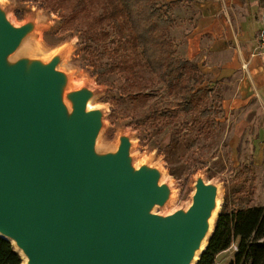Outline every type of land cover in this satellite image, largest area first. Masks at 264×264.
I'll return each mask as SVG.
<instances>
[{
  "label": "water",
  "instance_id": "1",
  "mask_svg": "<svg viewBox=\"0 0 264 264\" xmlns=\"http://www.w3.org/2000/svg\"><path fill=\"white\" fill-rule=\"evenodd\" d=\"M26 26L0 12V236L29 264H189L216 187L199 179L185 212L150 213L167 185L130 168L125 142L114 155L94 153L101 112L86 111L90 93L77 91L66 115L58 58L31 59L28 77L30 59L8 64Z\"/></svg>",
  "mask_w": 264,
  "mask_h": 264
},
{
  "label": "rangeland",
  "instance_id": "2",
  "mask_svg": "<svg viewBox=\"0 0 264 264\" xmlns=\"http://www.w3.org/2000/svg\"><path fill=\"white\" fill-rule=\"evenodd\" d=\"M74 2H63L66 10L63 13V10L55 12L45 8L43 0H4L2 5L12 20L18 23L30 20L35 25V30L19 42L8 64L24 59L48 61L60 53L55 67L67 74L68 89L72 90L66 93L70 97L65 99L71 102V95L77 91H88L103 115V128L93 142L94 153L114 155L125 142L126 157H140V164L158 172L165 185L170 184L167 187L173 190V198L170 199L171 192L168 193L164 202L150 208V213L166 217L178 211L185 212L192 204L199 179L216 187L220 195L218 214L223 205L228 208L264 205V129L261 122L256 120L254 125L236 130L237 114L232 111L231 118L226 117L221 105L225 95L223 89L227 88L221 83L208 84L212 94L207 106L221 107L220 126L213 132H200V125L192 119V113L182 111L179 97L168 92L166 85L140 64H133L132 69L117 64L109 73H98L88 61L91 51L106 46L112 58L119 52L127 54L129 48H113L114 33L98 20L96 30L102 27L107 31L96 36L103 42H96L98 47L94 49L84 47V36L91 34L84 31L85 23L93 20L92 16L100 8L98 0L85 2L88 11L79 10L72 19L75 26L66 27L62 23L66 15L72 16ZM169 32L179 55L176 43L179 32L174 26ZM105 60L100 61V65ZM133 69L135 76H128V70ZM203 249L190 264L197 262ZM234 251L235 244H232L217 256L214 264H226ZM22 264H26L23 258Z\"/></svg>",
  "mask_w": 264,
  "mask_h": 264
},
{
  "label": "trees",
  "instance_id": "3",
  "mask_svg": "<svg viewBox=\"0 0 264 264\" xmlns=\"http://www.w3.org/2000/svg\"><path fill=\"white\" fill-rule=\"evenodd\" d=\"M67 1L43 0V3L50 11L63 10L65 13L62 3ZM89 1L75 0L72 16L66 15L62 24L74 27L73 17L79 10L86 11L84 3ZM98 6L100 11L92 16L93 20L85 23L84 31L91 34L84 36V47L94 49L98 47L96 42H103L97 40L96 36L107 31L102 27L96 30L95 22L98 20L114 33L113 48H129V51L121 54L117 50L119 53L112 58L106 46L91 51L88 61L96 71L109 73L117 64L126 69L140 64L156 75L166 85L168 92L179 97L182 111L192 113V119L200 125V132L217 129L220 126L218 114L222 109L216 104L207 106L212 87L208 85L205 75L196 63L176 53L169 32L174 26V20L169 15L170 4L162 0H98ZM105 58L103 65H100L99 62ZM127 74L135 76V70H128ZM232 244H235V251L227 264H264V205L241 208L223 205L208 243L195 264H214L217 256ZM0 264H22V258L11 241L1 236Z\"/></svg>",
  "mask_w": 264,
  "mask_h": 264
},
{
  "label": "crops",
  "instance_id": "4",
  "mask_svg": "<svg viewBox=\"0 0 264 264\" xmlns=\"http://www.w3.org/2000/svg\"><path fill=\"white\" fill-rule=\"evenodd\" d=\"M164 2L171 3L179 55L196 63L208 84L227 88L221 105L226 117L237 114L236 130L256 120L264 129V54L255 51L264 0Z\"/></svg>",
  "mask_w": 264,
  "mask_h": 264
},
{
  "label": "bare ground",
  "instance_id": "5",
  "mask_svg": "<svg viewBox=\"0 0 264 264\" xmlns=\"http://www.w3.org/2000/svg\"><path fill=\"white\" fill-rule=\"evenodd\" d=\"M3 1L4 0H0V12H2V14L4 15V19L8 23H10L14 27H21L22 25H28V26H26V31L25 32H31V31L35 30L34 29L35 25H34L33 21L29 20V21H27L25 23H18L16 21L12 20L10 18V15L6 14L7 12L5 11V7L2 5ZM14 51H12L10 53V56L8 57L9 59H12V57H14V54H13ZM53 57L54 58H60L61 56H60V53H57V54H54L51 58H53ZM49 61L50 60H48V61L40 60L39 62L41 63L40 64L41 66H45L46 63H48ZM30 63H31V59L28 60V61H25V64H24V74L26 75V77H28L27 73H28V69L30 67ZM55 70H56L57 73H59L61 75L62 78L64 77V82L62 84L63 94H61V98H62V103H63V105L66 108V115L69 116V114L71 112V108H72V103L66 98L69 101L68 102L65 99V97H67L66 93H70L72 90L69 91V89H68V88H70V86L68 87V85H69L68 76H67V74L65 72H62L61 70H58L56 68H55ZM95 109L99 110V109H97L96 105L94 104V100L90 96H88L86 101H85V110L89 111V110H95ZM102 128H103V115L102 116L100 115V127H99V130H98V132H97V134L95 136V140H97L98 135H99L100 131L102 130ZM140 161H141L140 157L134 156V157H129L128 160H127V163H128V165L130 166V168L132 170H136L139 167V165L140 166L144 165V164H140ZM162 181L163 180H162V178L160 176L157 179V184L159 185V184L162 183L164 185V183ZM166 185L169 187L170 184H166ZM170 192H171L170 199H172L173 196H174V192H173V190H168V193H170ZM219 202H220V195L219 194L217 195V193H216L214 207L210 210L208 217L206 218V220L203 223L202 234L198 238V240L196 242V245H195V247L192 250V253H191L192 257H191V259L189 261V264L191 263L192 260L197 258L198 253L200 252V250L202 248H204L206 246V244H207L208 237H209V235H210V233H211V231L213 229L214 221H215V218H216V216L218 214ZM11 241H12V244L15 246V248L18 250L20 256L23 258V261L26 264H29V257L16 245V242L14 240H11Z\"/></svg>",
  "mask_w": 264,
  "mask_h": 264
},
{
  "label": "built area",
  "instance_id": "6",
  "mask_svg": "<svg viewBox=\"0 0 264 264\" xmlns=\"http://www.w3.org/2000/svg\"><path fill=\"white\" fill-rule=\"evenodd\" d=\"M255 51L260 54H264V22L258 32V40Z\"/></svg>",
  "mask_w": 264,
  "mask_h": 264
}]
</instances>
